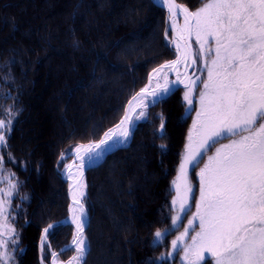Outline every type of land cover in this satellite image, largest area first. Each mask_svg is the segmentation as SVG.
I'll use <instances>...</instances> for the list:
<instances>
[{"label":"trees","instance_id":"1","mask_svg":"<svg viewBox=\"0 0 264 264\" xmlns=\"http://www.w3.org/2000/svg\"><path fill=\"white\" fill-rule=\"evenodd\" d=\"M176 1L192 11L202 6ZM168 35V13L155 0H0V119L10 120L0 189L7 193L9 180L17 185L2 196L17 241L9 242L10 264H47L73 243L65 167L77 146L99 142L119 124L155 68L176 59ZM184 92L150 107L130 147L88 173L86 264H182L180 255L168 258L179 232L162 243L155 232L173 227V181L195 117Z\"/></svg>","mask_w":264,"mask_h":264},{"label":"snow or ice","instance_id":"2","mask_svg":"<svg viewBox=\"0 0 264 264\" xmlns=\"http://www.w3.org/2000/svg\"><path fill=\"white\" fill-rule=\"evenodd\" d=\"M161 3L167 8L170 28L175 33L169 43L174 45L176 59L153 70L148 85L132 97L116 127L99 142L74 149L80 164L76 173H72L73 164L67 165L69 179L76 174L82 177L86 165L96 162L121 139L127 141L134 125L133 115L136 120L147 119L148 103H163L173 92V84H183L187 115L190 118L195 111V120L187 136L180 175L173 181L176 197L171 205L176 215L171 219L174 227H182V220H187L188 227L171 240L169 255L183 253L185 264H204L205 260L208 264H264V0H201L202 6L196 11L176 0ZM178 15L183 17L182 26L177 23ZM193 37L197 49L192 47ZM198 60L206 79L188 75L189 65L195 66ZM169 73H175V81H169ZM197 81L201 85L198 93ZM194 94L198 96V111L193 108ZM149 97L151 100L145 103ZM162 121L161 116L163 133ZM9 127L10 120L6 123L0 119V148L7 146L5 131ZM3 162L0 155V171ZM190 169L199 178L198 198H194L188 179ZM9 185L7 193L0 189L2 264L14 259L9 242H17L15 229L8 223V204L2 198L17 188L10 180ZM82 189L83 184L74 181L72 202L78 207L71 209V222L77 235L73 239L75 255L67 264H86L89 251L83 235L87 221L79 199ZM191 229L198 230L185 244ZM48 233L45 228L42 251ZM166 236V232H155L157 243ZM51 255L57 257L55 252Z\"/></svg>","mask_w":264,"mask_h":264},{"label":"rangeland","instance_id":"3","mask_svg":"<svg viewBox=\"0 0 264 264\" xmlns=\"http://www.w3.org/2000/svg\"><path fill=\"white\" fill-rule=\"evenodd\" d=\"M157 3L159 2V0H155ZM107 2V1H106ZM177 2V1H176ZM160 3V2H159ZM158 3V4H159ZM183 6V5H182ZM110 6H108V4H104L103 5V7H101V10H102V12L105 10V9H108ZM184 7H186V6H184ZM188 8V7H187ZM46 9H48V7H44L43 8V11H46ZM66 10V9H65ZM64 10V11H65ZM190 11H192L191 9H189ZM129 12V11H128ZM128 12L127 13H124L123 12V14H121V16H119V18L118 19H114L115 20V22L118 20V22H121V20H123V18H125V16L126 15H128ZM130 13V12H129ZM134 14V13H133ZM61 17V16H60ZM177 23H178V25L179 26H182L183 25V23H184V21H183V19H181V18H177ZM173 34H175L172 30H171V28H170V21H169V35H168V42L171 40V39H174V37H173ZM191 43H192V46H193V49H197L198 48V45L195 43V38L193 37V39H192V41H191ZM169 45H171V47L173 48V50L175 51V48H174V45H172L171 43H169ZM45 47H47V46H45ZM176 54V53H175ZM202 73H204V69H203V65H202V63L198 60L197 61V64H196V67L194 68V73H193V76H192V79H196V77L197 76H199L200 77V79L201 80H203V79H206V75H204V74H202ZM169 77V76H168ZM153 83H154V81H153ZM161 83H162V81H161ZM151 90V89H150ZM201 90V85H200V83H199V81H197V89H196V91H197V93L199 92ZM197 95H193V108H194V104H195V100L197 99ZM45 105V106H44ZM154 107L155 105H152V104H150L149 106H148V109H147V119H148V116H149V110H150V107ZM198 109H199V105H198ZM48 110H49V107H48V105H46V104H43V108H42V112L43 113H47L48 114ZM198 111V110H197ZM147 119H140V120H134V125L132 126V132L134 133V131H135V129L138 127V125H140L141 123H144ZM194 120H195V117H194ZM192 128V127H191ZM211 154V153H210ZM73 158H74V160H73V162H70L69 164H73L74 165V163H75V161H76V155H75V152H74V154H73ZM68 165V164H67ZM67 165H66V167H65V175H67L68 174V172L66 171V168H67ZM203 165H201V167H202ZM197 172H198V169L196 170ZM180 175V173L178 174V176ZM177 176V177H178ZM188 179H189V181L191 182V184L193 185V194H194V198H198V192H197V186H198V184H199V178H198V176L190 169L189 170V172H188ZM173 190H174V192H175V189H174V187H173ZM83 194H84V196L86 197V194H87V183L85 182V187H84V189H83ZM175 197H176V192H175ZM192 201H190V203H191ZM175 211V210H174ZM195 211V209L193 208V212ZM175 215H176V213H175ZM113 218H115V216H112ZM71 218H72V212H71V216H70V219H69V221L71 220ZM190 218V217H189ZM72 223V222H71ZM73 224V223H72ZM181 224H182V227H172V229L170 230V231H167L166 233H167V236L171 233V232H179L178 233V235L177 236H179L180 235V233L185 229V228H187L188 227V225H187V220H182L181 221ZM73 226H75L74 224H73ZM75 228H76V226H75ZM196 230H198V229H191V230H189V239H186L185 241H184V243L185 244H189L191 241H190V237L192 236V235H194L195 234V231ZM76 233V232H75ZM76 235H77V233H76ZM76 235H75V237H76ZM166 236V237H167ZM176 236V237H177ZM176 239V238H175ZM164 241V240H163ZM163 241H161V242H159V243H162ZM85 242H86V244L88 245V242H87V239H85ZM157 243V242H156ZM171 253V252H170ZM75 255V254H74ZM178 255H180V261H181V263L182 264H185V262L182 260V256H183V253H178V254H176V255H169V259L170 260H174ZM52 261V260H51ZM50 261V262H51ZM50 262L49 263H47V264H50ZM57 262V264H67V263H61L60 261H59V259L56 261ZM204 264H208V261L207 260H205V262H204Z\"/></svg>","mask_w":264,"mask_h":264},{"label":"water","instance_id":"4","mask_svg":"<svg viewBox=\"0 0 264 264\" xmlns=\"http://www.w3.org/2000/svg\"><path fill=\"white\" fill-rule=\"evenodd\" d=\"M160 6L163 7V8L167 11V8H166V7H164L163 5H160ZM167 13H168V12H167ZM171 30H172V29H171ZM173 37L175 38V34H173ZM192 47H193V46H192ZM195 67H196V65H195V66H192V68L189 70V73H188L189 76H191V77L193 76L194 68H195ZM182 90H185L183 84H176V85L174 86V88H173V92H172L169 96L165 97V98H164V101L170 99L171 97H173V96L176 95L179 91H182ZM131 102H132V100H131ZM157 105H158V104H157ZM127 111H128V106H127L126 112H127ZM131 142H132V138L129 139V141H128V143H127L126 145H124V146H122V147H119V148H114V149H112V150H110V151L104 153V155H103L101 158H99V159L97 160L98 162H100L98 165L91 166V165L94 164L95 162L86 165L85 167H87V166H88V167L90 166V167H89V168L87 169V171L84 173L81 183L83 184L84 182H86L88 172H89L91 169L96 168V167H99L101 164H103V163L108 159V157H110V156H112V155H114V154H117V153H119V152H123V151L127 150V149L130 147ZM68 175H69V174L65 175V178H64V179H65V182H67V183L69 184V186H70V187H69V190H70V192H69V196H70V200H71V206H73V202H72V191H71V189H72V188H71V179H69V176H68ZM83 201H85V197H84V200H83ZM84 212H85V219H86L87 223H86V226L84 227L83 235H84V237H85V239H86V233H87V231H88V229H89V226H90V215H89L88 210H87V208H86L85 205H84ZM68 224H69V225H72L71 222H69ZM73 249H74V245H73V243H72L68 248L64 249L61 253L57 254V257H56V258H53L52 261L50 262V264H54V263L59 259L60 255H61L62 253L72 251ZM87 256H88V254L85 256V260H86Z\"/></svg>","mask_w":264,"mask_h":264},{"label":"bare ground","instance_id":"5","mask_svg":"<svg viewBox=\"0 0 264 264\" xmlns=\"http://www.w3.org/2000/svg\"><path fill=\"white\" fill-rule=\"evenodd\" d=\"M13 1H15V0H13ZM45 1V0H44ZM50 2H51V0H49ZM160 2V3H159ZM159 4L160 5H163L162 3H161V0H159ZM61 4H59V5H57L58 7L60 6ZM164 6V5H163ZM165 7V6H164ZM177 18H181V19H183V17L181 16V15H178L177 16ZM23 20L21 21V23L22 24H24V25H27V23H26V20L28 19H26V18H22ZM180 67V71H181V79H183L184 78V75H183V73H184V68H183V65H181V66H179ZM192 68V65H189V68H188V73H189V70ZM168 79H169V81H175L176 80V75H175V73H169V77H168ZM176 84H173L172 85V88H174V86H175ZM132 100V99H131ZM151 100V97H149L148 98V100H146L145 101V103H148L149 101ZM131 102V101H130ZM133 103H135V102H133ZM150 105V103H148V106ZM148 109V108H147ZM141 109L139 108V107H137L136 108V113H139V111H140ZM132 119H133V121L136 119V116L135 115H133V117H132ZM132 136H133V132L131 131V135H130V137L128 138V140L127 141H123V139H121L119 142H117V144L114 146V147H112L110 150H112V149H114V148H119V147H122V146H124V145H126L127 143H128V141H129V139L130 138H132ZM44 139H45V137L43 138V141H44ZM132 143V142H131ZM110 150H108V151H110ZM108 151H106V152H108ZM105 152V153H106ZM100 162H98V161H96L94 164H92L91 166H95V165H98ZM80 164V161L79 160H77L76 159V161H75V163H74V165H73V168H72V173H76L77 172V167H78V165ZM90 167V166H89ZM88 166L87 167H84V169H83V175H84V173L87 171V169L89 168ZM97 168V167H96ZM94 169V168H93ZM92 170V169H91ZM90 170V171H91ZM89 171V172H90ZM88 172V173H89ZM69 174V173H68ZM83 175H82V177L81 176H79L78 174H76V175H74L73 176V178L71 179V191H73V183H74V181H77L78 183H81V181H82V178H83ZM69 176V175H68ZM64 178H65V176H64ZM65 180V179H64ZM67 183V182H66ZM70 187V186H69ZM84 187H85V182L83 183V189H84ZM83 189H82V191H83ZM77 195L79 196V192H77ZM84 194L82 195V196H79V199H80V202L83 204V205H85L84 204ZM73 207H78V205H73V206H71L70 207V216H71V209L73 208ZM85 213V212H84ZM77 214H79V213H77ZM72 215H73V213H72ZM72 219V218H71ZM68 222H71V220L70 221H68ZM54 264H57V262H55Z\"/></svg>","mask_w":264,"mask_h":264}]
</instances>
